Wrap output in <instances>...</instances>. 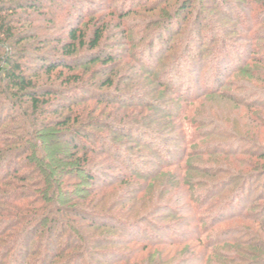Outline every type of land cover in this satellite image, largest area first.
<instances>
[{"label": "trees", "instance_id": "1", "mask_svg": "<svg viewBox=\"0 0 264 264\" xmlns=\"http://www.w3.org/2000/svg\"><path fill=\"white\" fill-rule=\"evenodd\" d=\"M81 1L0 0V264L13 257L12 264L21 257L32 258L33 264H86L87 259L94 264L99 254L105 259L101 264H166L134 260L149 248L177 244L163 243L166 227L151 229V218L160 212L146 209L142 181L167 169L184 170L182 162L195 153H187L195 138L173 116L160 122L161 108L172 102L166 94L172 92L142 58L172 27L177 10L171 0H123L131 8L99 17L92 12L83 19ZM193 2L180 0L179 9L187 10ZM65 3L78 14L73 22L56 16ZM257 8L264 27V0ZM129 18L133 21H125ZM188 49L186 44L180 50L182 57L193 54ZM175 50L169 44L164 53ZM179 64L178 59L171 70L176 72ZM260 79L264 84V75ZM222 82H216L219 89ZM218 93L207 89L197 97L176 98L191 105ZM154 124H159L158 134ZM155 140L184 145L164 151ZM131 143L144 150L142 155L130 153ZM162 153L168 158L159 164L153 160L157 173L140 172L148 164L147 155ZM258 158L264 159V153ZM206 172V180L216 178ZM263 174L264 164L241 180L210 184L205 179L186 183L178 173L172 186L188 193L197 186L188 211L192 225L203 227L198 216L202 209L210 212L214 183L222 190L240 183L231 199L216 208L221 214L242 196L245 185L259 182ZM133 181L138 182L134 188ZM262 211L259 219L264 218ZM155 230L163 233L161 239ZM141 231L144 235L136 237ZM194 241H200L199 235ZM250 250L247 264H264V255Z\"/></svg>", "mask_w": 264, "mask_h": 264}, {"label": "rangeland", "instance_id": "2", "mask_svg": "<svg viewBox=\"0 0 264 264\" xmlns=\"http://www.w3.org/2000/svg\"><path fill=\"white\" fill-rule=\"evenodd\" d=\"M63 1L59 0L60 4ZM82 1L83 19L92 12L99 17L111 10L131 8L129 1L123 0L116 3L113 2L115 0ZM221 1L225 2L224 6H221ZM179 2L180 0L170 1L177 10L173 12L176 15L173 25L165 32L162 40L145 53L142 63L167 83L172 92L166 94L172 102L161 108L160 112H164V117L160 122L170 119L168 116L175 117L171 120H177L176 125L186 128L187 133L195 138L194 145L187 150V153H195L189 160L182 162L183 166L186 164L184 170L167 169L156 178L142 181V185L147 187L146 209L153 213L160 212L151 218V229L166 227L167 230L163 232L168 237L164 238L163 243L173 241L177 244L174 247L164 244L165 247L149 248L147 252L135 256L134 260L136 263L147 258L153 262L162 260L166 264H247L252 261V256L246 253L250 250L249 245L252 246L251 253L258 251L264 255V218L259 219L258 214L259 210L264 211V192L260 195L264 186V174L259 182L245 185L242 196L221 214H217L216 208L221 204L225 205V199H231L240 183L234 182L225 190L214 183L215 187L210 190L209 198L212 210L210 208L209 214L204 213L203 209L199 212L198 219H203V227L199 224L192 225L193 220L188 211V199L197 186H191L188 193L186 188L184 191H177L172 182L178 173L186 183H197L203 179L210 184L219 179L241 180L244 175L252 172L254 166L264 164V159L258 158L264 153V97L259 95L264 92V84L260 79L264 75V27L257 8L259 0H194L187 10H180ZM145 4L147 3L141 2L140 5ZM56 13L66 23L73 22L78 16L68 3ZM125 21H133V18ZM193 35H196L194 42H188ZM185 43L189 47L188 51L193 53L186 58L181 53ZM169 44L174 45L176 50L165 54L164 49ZM115 51L121 52L120 48ZM177 58L180 64L175 72L171 69L178 61ZM246 70L248 72L245 73ZM217 81H223L224 87L219 89ZM207 89L219 93L195 99L191 105L176 98L197 97ZM6 113L11 112L5 111L4 115ZM189 120L192 126L188 125ZM157 125L159 124H154L153 128L158 134L160 130H157ZM202 136L206 138H201ZM154 142V145L161 146L164 151H172L177 147L183 149L184 145L175 141L166 144L159 140ZM127 146L133 149L130 153L142 155L144 151L132 143ZM166 157L163 153L156 158L147 155L148 164L141 167L140 172L157 173L160 169L155 167L154 161L159 164ZM203 171H208L206 175L212 174L216 178L206 180ZM133 183V188L138 185L136 181ZM256 219L258 222L254 221ZM100 233L104 232L100 231L97 235L100 236ZM144 233L141 231L136 237H141ZM155 234L161 239L163 233L157 231ZM197 235L200 237L198 242L194 241ZM102 239L99 238V241ZM97 250H101V253L105 251L102 248ZM101 255L95 256L97 261L93 260L94 264L105 261ZM13 261L16 262L14 257L2 264H12ZM86 261V264L89 263V259ZM17 262L33 264V259L28 258L27 261L21 257Z\"/></svg>", "mask_w": 264, "mask_h": 264}]
</instances>
